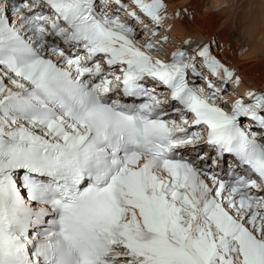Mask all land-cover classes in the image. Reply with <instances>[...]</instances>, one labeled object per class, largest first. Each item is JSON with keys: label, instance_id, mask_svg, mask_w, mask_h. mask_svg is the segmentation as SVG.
<instances>
[{"label": "snow or ice", "instance_id": "6c2138e0", "mask_svg": "<svg viewBox=\"0 0 264 264\" xmlns=\"http://www.w3.org/2000/svg\"><path fill=\"white\" fill-rule=\"evenodd\" d=\"M207 6L0 0V264H264V76L166 48Z\"/></svg>", "mask_w": 264, "mask_h": 264}, {"label": "bare ground", "instance_id": "6f19581e", "mask_svg": "<svg viewBox=\"0 0 264 264\" xmlns=\"http://www.w3.org/2000/svg\"><path fill=\"white\" fill-rule=\"evenodd\" d=\"M257 5H259V0H256ZM199 0H170L169 11H177L179 9H188L191 8L196 10L198 8ZM259 12V7H257V13ZM204 12L201 14L197 11L196 20L200 23L202 27L200 28H191L190 25L192 21H189L187 18L184 20L178 19L174 24H171L170 34H173L172 44L167 46L168 51L174 50L175 47H179L180 41L192 40L193 42L203 43L210 41V38L213 40H218L222 45L228 41L229 37L239 36L241 29L243 27L242 18L237 20L236 29L233 27H221L220 22L214 18L209 17L207 19L203 18ZM169 27V25H166ZM169 34V32H168ZM264 35V32L257 25L256 36L259 40L257 45L258 51L260 53V61L245 64L244 71L246 73L245 78L248 79L249 76L253 77L254 86L259 85L260 79L264 76V39H261V36ZM177 39H180L178 41ZM175 46L173 47V45ZM215 46V45H214ZM228 59V56H225Z\"/></svg>", "mask_w": 264, "mask_h": 264}, {"label": "clouds", "instance_id": "9594fccd", "mask_svg": "<svg viewBox=\"0 0 264 264\" xmlns=\"http://www.w3.org/2000/svg\"><path fill=\"white\" fill-rule=\"evenodd\" d=\"M255 2L256 0H208V6L204 9L203 18L215 17L221 27L236 29L237 20L242 18L243 27L240 35L246 41L247 51L239 55L237 63L233 65L234 68L258 62L261 59L257 47L259 40L256 36V29L259 25V28L264 32V0H259L258 13L253 6ZM190 27L195 29L202 26L198 21H193ZM261 39H264V35L261 36ZM240 90L242 93H246L248 88L242 87Z\"/></svg>", "mask_w": 264, "mask_h": 264}, {"label": "rangeland", "instance_id": "374dc122", "mask_svg": "<svg viewBox=\"0 0 264 264\" xmlns=\"http://www.w3.org/2000/svg\"><path fill=\"white\" fill-rule=\"evenodd\" d=\"M187 19L189 20V21H192V19L190 18V17H187ZM168 34V33H167ZM163 35V34H162ZM169 35L172 37V41H173V34H170V32H169ZM178 41H180V39H177ZM210 40H212L211 38H210ZM183 41H180V44L182 43ZM193 43H197V42H193ZM175 46V44L173 45V47ZM167 47V46H166Z\"/></svg>", "mask_w": 264, "mask_h": 264}]
</instances>
